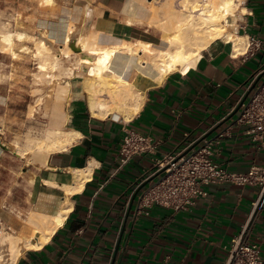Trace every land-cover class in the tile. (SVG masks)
Here are the masks:
<instances>
[{
    "label": "crops",
    "instance_id": "0c3cea01",
    "mask_svg": "<svg viewBox=\"0 0 264 264\" xmlns=\"http://www.w3.org/2000/svg\"><path fill=\"white\" fill-rule=\"evenodd\" d=\"M11 2L26 17V21L17 17V31L27 33L21 26L35 24L55 37L58 47L62 21L68 28L71 24L73 37L81 32L85 53L125 42L161 46L160 33L150 22L151 0ZM234 14L230 16L233 34L248 43L254 36L264 44V0H241ZM127 17L137 18L138 23H130ZM23 46L16 45L17 56ZM200 51L184 72L173 70L157 78L150 62L137 57L142 53L139 50L123 75L141 89L144 100L128 119L117 111L92 114L82 85L89 59H83L81 71L66 78L70 83L66 93L64 85L55 87L49 107L46 129L65 130L69 143L45 158L34 154L33 159L23 156L26 152L14 151L18 157L7 154L0 143V230L19 237L23 250L13 264L225 263L231 240L258 195L257 187L208 183L202 186L204 195L178 209L141 204V193L149 183L133 198L146 180L145 172L152 168V159L191 145L212 130L235 109L264 64L261 50L247 45L234 54L232 44L221 38ZM236 115L207 136L214 137L230 126L214 147L213 158L233 170L264 165V138L255 139L245 125L232 124ZM128 129L161 143L154 152L134 155L122 163L119 150ZM18 146L22 149L27 144L23 141ZM63 211V221L55 226V215ZM247 239L259 245L264 258V199L249 222ZM24 241L37 242L39 247L26 246Z\"/></svg>",
    "mask_w": 264,
    "mask_h": 264
},
{
    "label": "bare ground",
    "instance_id": "6f19581e",
    "mask_svg": "<svg viewBox=\"0 0 264 264\" xmlns=\"http://www.w3.org/2000/svg\"><path fill=\"white\" fill-rule=\"evenodd\" d=\"M240 1L241 0H178L176 1L177 3H174L175 0H160L159 2L151 0V4L154 8L150 22L160 33L161 46L155 47L149 42L136 41L134 43L125 42L121 45L97 46L93 50H86L88 54L91 55V59H89V62L87 61L86 70L88 73L86 72L87 74L82 85L88 92L86 94H88V105L92 114L104 116L111 111H117L128 119L139 111L138 109L141 107V103L144 100L140 92L141 89L139 90L134 82L127 80L123 75L131 59L133 56L136 58L139 50H141L142 53L137 57L139 59H146L150 62L151 66L155 69L157 78H161L166 73L173 70L184 72L191 64L195 55L200 53L202 48L208 46L212 40L217 38L224 39V41L226 40L232 44L234 54L240 53L242 50L244 51L248 45L247 39L242 36L234 35L232 29H230L232 25L234 26V24L230 22V16L239 8ZM153 3L157 4L154 5ZM127 19L130 23H138V19H135V17H127ZM19 22L17 17L15 22H11V24H8L10 23L9 21L0 22V51L7 52L12 57H17L15 51L16 45L19 44H17V42L20 39L29 38V34L27 35V33L19 32L14 28V26L19 25ZM62 22L60 24L61 31H59L62 34L60 38L63 41V46L54 49L52 44L53 41L57 39L44 29L41 31L38 40L35 41L37 46L32 51L33 59L42 62L45 60L48 61L47 67L40 71L42 75L48 73L50 75H55L53 72L56 70L58 62L74 58L75 52L69 49L66 45L67 42H65V38H68L69 33L72 31V27L70 23L68 28V26L62 24ZM73 24L74 23H72V25ZM63 33L66 34L65 38H63ZM48 42L51 44H48ZM78 45L81 47L84 46V40L80 39ZM82 58V55H80L79 63L81 65L83 63L85 64ZM84 59L87 58L84 57ZM42 62L40 63L41 65H43ZM110 77H114V79L110 80ZM157 80L156 81L159 82V79ZM69 84L67 80L65 85L62 86V90L65 93L66 87L69 86ZM66 133L65 130L59 128H49L46 129V132L42 136L27 137L26 148L23 147L24 149H21L19 146L15 145L13 149L22 155L27 151L26 149H31L33 147L39 158H45L50 151L62 149L69 143ZM65 214L66 211H63L55 215L53 220L55 221V226L63 221ZM51 230L52 228L47 233H51ZM18 238L19 237H15L10 233H5V231L0 230V264H13L19 252L21 253L22 249H20L21 246L19 247L18 245ZM41 238L45 241L48 235ZM24 242L26 246L30 245L34 247L33 245H37V242L33 245H31L30 242ZM40 242L41 244L43 243L42 241ZM37 246L39 247V244ZM27 248H29V246Z\"/></svg>",
    "mask_w": 264,
    "mask_h": 264
},
{
    "label": "built area",
    "instance_id": "2783aa9c",
    "mask_svg": "<svg viewBox=\"0 0 264 264\" xmlns=\"http://www.w3.org/2000/svg\"><path fill=\"white\" fill-rule=\"evenodd\" d=\"M248 47L261 50L264 56V44L256 37L250 38ZM262 71L264 64L257 74ZM255 79L251 80L249 87ZM232 124L245 125L247 132L252 133L255 139L264 138V74L241 103ZM229 127L219 130L214 137L203 138L198 146L186 154L183 151L190 144L152 159V168L145 172L146 179L161 168L164 170L146 186L141 193L140 203H156L178 209L192 204L197 196L204 195L202 186L208 183L255 186L258 195L251 203L246 222L231 240L224 264H264L259 245L247 239L249 222L257 214L264 199V165L252 164L244 170H233L215 161L214 147L228 134ZM160 143V140L149 135L128 129L120 145V160L124 163L134 155L152 153Z\"/></svg>",
    "mask_w": 264,
    "mask_h": 264
},
{
    "label": "rangeland",
    "instance_id": "374dc122",
    "mask_svg": "<svg viewBox=\"0 0 264 264\" xmlns=\"http://www.w3.org/2000/svg\"><path fill=\"white\" fill-rule=\"evenodd\" d=\"M155 1L159 2L160 0ZM176 1L178 0H175L174 3H177ZM16 17L26 21V17L15 9V5L11 0H0V22L9 21L8 24H11V22H15ZM21 29L32 35L19 43L24 45V49L19 50L21 55L12 60L0 53V143L5 146L3 152L16 157L18 155L15 154L13 149L15 145H22L23 141L27 144V137H39L46 132L45 129L49 126V107L54 96L55 87L65 85L68 80L66 78L73 75L75 70L81 71L83 65L79 63L81 53L75 52L74 58L58 62L56 70L53 72L55 75L49 73L42 75L40 71L47 67L48 61L42 62L33 59L32 51L36 48L35 41L38 40L43 29L35 24L29 27H25V24H23ZM71 33H73V30L68 35L69 39L65 38L66 34L63 33V38L66 39L65 42L70 41ZM80 39L84 40L81 32L75 37L77 45ZM61 43L59 47L64 45L63 41ZM67 43L66 45L69 47ZM48 44L51 43L48 42ZM52 45L54 49H57L58 45L54 41ZM69 49L71 48L69 47ZM41 62L43 65L40 64ZM109 79L113 80L114 77ZM32 148L24 154L28 159H33V155H36V150Z\"/></svg>",
    "mask_w": 264,
    "mask_h": 264
},
{
    "label": "water",
    "instance_id": "95a60500",
    "mask_svg": "<svg viewBox=\"0 0 264 264\" xmlns=\"http://www.w3.org/2000/svg\"><path fill=\"white\" fill-rule=\"evenodd\" d=\"M68 46L74 51V52H79L81 53L82 57L84 58H88L91 59V55H89L88 53H85L82 49V47L80 45H77L75 37H71L70 41H68ZM264 74V71H262L261 73H259V75L256 77V79L253 81V83L250 85V87L247 89V91L245 92V94L243 95V97L241 98V100L239 101L238 105L235 107V109L227 116L225 117L220 123H218L212 130L208 131L207 133H205L203 136H201L199 139H197L195 142H193L191 145H189L184 151L183 154L188 153L191 149H193L194 147L198 146V144L201 142V140L205 137H207L213 130H215L216 128H218L224 121H226L227 119L231 118L239 109L241 103L248 97L249 93L251 92V90L255 87V85L257 84V82L259 81V79L262 77V75ZM164 168H161L160 170H158L156 173H154L153 175H151L149 178H147L145 181H143L135 190L134 194H133V198L137 195V193L140 191V189L144 186H146L149 182L153 181L155 178H157L162 172H163Z\"/></svg>",
    "mask_w": 264,
    "mask_h": 264
}]
</instances>
